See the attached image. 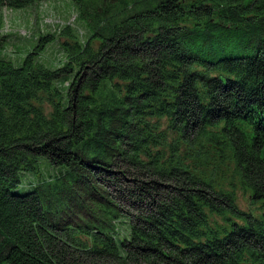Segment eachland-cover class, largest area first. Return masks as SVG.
<instances>
[{"label":"trees","instance_id":"obj_1","mask_svg":"<svg viewBox=\"0 0 264 264\" xmlns=\"http://www.w3.org/2000/svg\"><path fill=\"white\" fill-rule=\"evenodd\" d=\"M71 1L58 67L0 33V264H264V0Z\"/></svg>","mask_w":264,"mask_h":264},{"label":"rangeland","instance_id":"obj_2","mask_svg":"<svg viewBox=\"0 0 264 264\" xmlns=\"http://www.w3.org/2000/svg\"><path fill=\"white\" fill-rule=\"evenodd\" d=\"M65 27H70L75 35L79 33L80 39H86L88 35L79 20V11L71 0H44L23 9L0 10V33L7 38L4 55L15 67H19L25 56L40 43V39L48 35L54 36V40L45 44L38 60L50 68L61 65L65 56L60 46L63 39L59 35ZM39 167L45 170L44 160L40 159ZM35 178L25 173L17 190L28 191ZM237 203L242 209L255 208L241 192H237ZM211 222L221 223V218L212 216Z\"/></svg>","mask_w":264,"mask_h":264}]
</instances>
